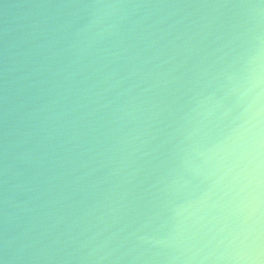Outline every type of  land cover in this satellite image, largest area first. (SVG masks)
<instances>
[{
    "label": "water",
    "instance_id": "obj_1",
    "mask_svg": "<svg viewBox=\"0 0 264 264\" xmlns=\"http://www.w3.org/2000/svg\"><path fill=\"white\" fill-rule=\"evenodd\" d=\"M0 264H264V0H0Z\"/></svg>",
    "mask_w": 264,
    "mask_h": 264
}]
</instances>
